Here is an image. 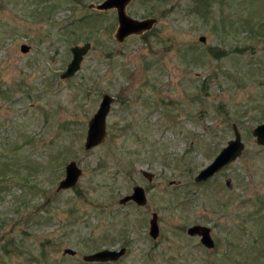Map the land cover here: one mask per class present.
Segmentation results:
<instances>
[{"label":"rangeland","instance_id":"1","mask_svg":"<svg viewBox=\"0 0 264 264\" xmlns=\"http://www.w3.org/2000/svg\"><path fill=\"white\" fill-rule=\"evenodd\" d=\"M102 1L0 0V264L121 248L110 264H264V146L251 134L264 122V0H133L131 18L157 22L121 44L115 11L90 8ZM104 94L106 137L85 151ZM233 125L242 155L196 183ZM72 161L78 182L57 191ZM134 186L146 205H120ZM198 225L212 250L187 235Z\"/></svg>","mask_w":264,"mask_h":264},{"label":"water","instance_id":"2","mask_svg":"<svg viewBox=\"0 0 264 264\" xmlns=\"http://www.w3.org/2000/svg\"><path fill=\"white\" fill-rule=\"evenodd\" d=\"M133 0H104L96 6H90L98 12L115 11L117 16V28L114 34V39L117 43H123L130 36H142L143 34L151 31L156 24L155 19L137 20L131 18L126 9ZM200 42L204 43L205 38L201 37ZM90 43H86L83 46H75L70 49L72 59L67 65L65 72L60 76L62 80L72 78L80 69V64L84 56L90 50ZM20 51L27 53L29 51L28 46H21ZM113 103V99L104 94L99 104L97 112L88 122V130L84 142V150L89 151L98 145H100L106 137V118L110 110V106ZM234 133V139L230 140L226 147H224L214 160L204 169H202L195 177L196 183H203L212 178L215 174L219 173L222 169L227 167L236 161L243 153L244 144L241 141V135L235 125L232 126ZM252 136L255 137L256 143L259 146H264V123L254 128ZM81 175V170L78 168L75 162H70L65 167V176L62 181L59 182L57 191L68 190L73 188ZM143 176L149 181L152 178L151 174L143 172ZM128 202H134L138 207L146 205L147 199L145 192L141 187H134L132 194L122 198L119 201L120 205H124ZM149 236L152 239L158 237V224L157 216L153 214L149 223ZM187 235L193 237H200V243L208 249L213 248V242L210 238V231L206 227L193 226L187 230ZM125 253L124 249L120 251L102 250L97 253L83 256L82 260L86 263H107L117 261ZM64 254L71 256L75 255L74 251L66 249Z\"/></svg>","mask_w":264,"mask_h":264},{"label":"flooded vegetation","instance_id":"3","mask_svg":"<svg viewBox=\"0 0 264 264\" xmlns=\"http://www.w3.org/2000/svg\"><path fill=\"white\" fill-rule=\"evenodd\" d=\"M130 203H132V202H130ZM134 204V203H133ZM158 223V222H157ZM208 229H209V231H210V228L209 227H207ZM210 236H211V234H210ZM198 239H199V237H197ZM200 240V239H199ZM213 241V240H212ZM200 243V242H199ZM213 245H214V242H213Z\"/></svg>","mask_w":264,"mask_h":264}]
</instances>
